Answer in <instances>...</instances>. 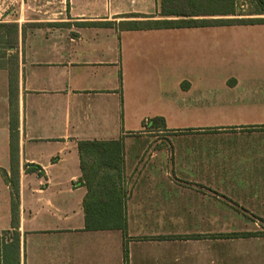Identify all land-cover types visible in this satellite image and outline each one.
Listing matches in <instances>:
<instances>
[{
	"label": "crops",
	"instance_id": "1",
	"mask_svg": "<svg viewBox=\"0 0 264 264\" xmlns=\"http://www.w3.org/2000/svg\"><path fill=\"white\" fill-rule=\"evenodd\" d=\"M192 17L256 21L155 26L178 19L159 0H0L16 25L0 237L16 231L19 264H264V12L237 0ZM80 140L121 144L124 229H85Z\"/></svg>",
	"mask_w": 264,
	"mask_h": 264
},
{
	"label": "trees",
	"instance_id": "2",
	"mask_svg": "<svg viewBox=\"0 0 264 264\" xmlns=\"http://www.w3.org/2000/svg\"><path fill=\"white\" fill-rule=\"evenodd\" d=\"M237 0H159L160 13L175 16L178 19L153 21L155 26H196L215 23L254 22L256 19H215L193 18L198 13H215L216 15L235 14ZM260 11L264 12V0H253ZM262 21V19H258ZM16 25L0 23V68L7 67L9 81H12L11 67L14 60L5 56V50L15 43ZM4 50H1L3 49ZM2 51V52H1ZM11 75V78H10ZM164 124L163 118H158ZM17 132L11 124L10 157L11 167L17 163ZM81 179L87 188L83 200L85 229H124L125 227V193L120 184L119 172L122 165L121 144L116 141L80 140L78 142ZM111 170L114 173H111ZM11 186L12 227H17V176L12 173L8 179ZM4 234H8L5 232ZM0 237V264H19L18 236L13 230L11 239ZM126 256V251H125Z\"/></svg>",
	"mask_w": 264,
	"mask_h": 264
},
{
	"label": "rangeland",
	"instance_id": "3",
	"mask_svg": "<svg viewBox=\"0 0 264 264\" xmlns=\"http://www.w3.org/2000/svg\"><path fill=\"white\" fill-rule=\"evenodd\" d=\"M2 52V51H1Z\"/></svg>",
	"mask_w": 264,
	"mask_h": 264
}]
</instances>
